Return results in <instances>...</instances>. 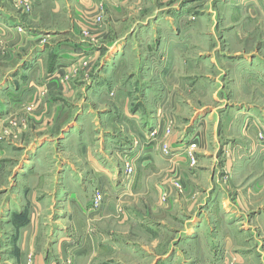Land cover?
<instances>
[{"label":"crops","instance_id":"crops-1","mask_svg":"<svg viewBox=\"0 0 264 264\" xmlns=\"http://www.w3.org/2000/svg\"><path fill=\"white\" fill-rule=\"evenodd\" d=\"M98 1L36 0L31 21L0 0V131L8 120L28 117V106L36 124L22 138L26 145L0 143V264H57L69 254L74 264H127L110 257L115 251L139 264L264 260V200L249 208L242 196L249 191L264 195V141L257 142L253 130L257 121L264 122V52L253 48L246 52L239 45L230 53L222 50L220 62L216 60V24L198 27L204 21L209 26L215 10L205 13L195 0L167 5L157 0H113V7L107 8V32L95 30V35L85 37L78 20L96 14L90 7ZM221 1L225 8L220 19L232 25L226 32L238 41L242 42V21L264 18V0ZM87 60L95 65L90 73L76 72ZM130 64H136L135 69L129 71ZM188 89L196 96L212 95L218 103L204 104L185 125L180 118L191 99L182 97ZM116 90L118 96L111 97ZM161 104L176 120L170 144L196 137L199 148L208 152L217 148L221 155L234 149L233 157L222 155L219 160L214 155L204 189L183 173L188 158L182 155L173 166L188 180L187 188L179 194L167 182L171 175L162 171L169 163L150 142L155 138L148 136L158 127ZM115 116L129 123L136 135L118 131ZM8 128L14 136L22 130ZM118 149L135 158L141 155L134 195L128 188L121 195L111 189L110 175L122 174L113 154L120 153ZM223 161L232 170L229 182L235 189L227 188L229 183L218 177L223 173L213 169ZM247 171L251 184L239 190L237 179L246 177ZM96 181H107L105 188L113 194L103 219L115 214L119 201L129 202L138 192L160 196L165 187L171 191L169 210L187 216L185 228L170 224L168 215L155 214V205H149L147 212L128 209L123 214L124 221L129 220V211L135 214L138 241L113 238L114 231L98 223L102 219H85L82 210L90 206ZM202 191L205 197L196 209L195 197ZM35 205L39 219L31 213ZM74 209L81 212L74 214ZM42 214L47 219L40 220ZM90 225L93 231L88 230ZM170 235L174 237L169 241Z\"/></svg>","mask_w":264,"mask_h":264},{"label":"rangeland","instance_id":"rangeland-1","mask_svg":"<svg viewBox=\"0 0 264 264\" xmlns=\"http://www.w3.org/2000/svg\"><path fill=\"white\" fill-rule=\"evenodd\" d=\"M101 1V2H100ZM159 3L161 4H170L172 3L173 0H157ZM3 2V1H2ZM7 4L12 8V10L19 15H23V16H27L29 18V20L33 21L31 18V16L34 13V7H35V3L36 0H30V2L27 3H21L19 0H6ZM195 3L199 4L200 10L201 11H206L205 13H210L209 11H214L216 15H214L213 19L209 22V26H207V21H204L200 26L201 28H210L211 25L213 26L214 24H216L215 29H216V35L214 36V41L212 39V41L214 42V44L219 45V49L215 52V58L216 60H219L220 62V55H221V51L225 49L226 52L230 53L233 52L234 49L236 47H239V45H243L246 52H248L247 50L252 49L255 52H264V48L262 45H264V18L263 20L258 18V19H254L253 21H248V20H244L242 21V25L244 24V28L241 29V34H242V42L233 35V33L231 35H229V32H226L227 30H231L232 25L227 24L226 21L220 19L219 16V12H221L224 8L225 5L223 4V1L221 0H195ZM114 1L113 0H99L97 5H94L92 7H90L94 10H96V14L94 13L93 15H84L82 17V20H78L79 23H81L82 25V33L85 37H89L95 34H92L95 30H97L98 32L105 34L107 32L108 29V6L113 7ZM198 6V5H197ZM86 11H90L88 9H85ZM208 11V12H207ZM208 15V14H207ZM26 17V18H27ZM195 17V16H193ZM210 18V16H208ZM33 23H36V25H41L42 23L40 21L35 20ZM32 24V23H31ZM235 24V23H233ZM234 26V25H233ZM17 30L20 32H24V28L22 26H16ZM22 29V30H21ZM229 30V31H230ZM124 33V32H121ZM228 34V36H227ZM101 36V35H100ZM226 37H228L227 39H225ZM94 40V39H92ZM211 41V42H212ZM213 44V45H214ZM256 46V47H255ZM93 62V61H92ZM91 61H83V63L78 66L75 71L78 72L79 70H82L84 73L88 72L87 74L90 73L91 69L95 67L94 62L92 64ZM136 64H130L128 65L127 69L129 71L132 70V67L135 69ZM133 69V70H134ZM206 71H209V69H206ZM213 73L215 75V72L213 70ZM217 74L219 73V71L216 72ZM225 78L226 75L224 74ZM133 89V88H132ZM120 91H112L110 93L111 97H117V93ZM134 93H138V91H134ZM181 93V92H180ZM186 95H182V97L184 99L188 100V97H190L191 99L189 100V104L186 107V115L184 113H181V115L183 114V117L180 118L181 121L185 122L187 125V123H189L190 121H194V119L197 116V110L199 109H203L205 106L204 104H217L218 101L216 99H214V97L212 95H208L207 97H205V95H200V96H196L194 95L193 92H190L189 89L186 90ZM217 93H219V90L217 91ZM217 98H219V94L217 95ZM98 102V101H97ZM182 102V101H181ZM186 102V101H185ZM135 101L132 100V106H134ZM190 106V107H189ZM29 107V106H28ZM27 107V114L29 115L28 117H20L18 120H8L7 124L5 125L6 127L3 129V131H0V143L4 142L6 143H12V145H26V142H23V139L25 137V134H27L30 130L31 127L33 126V121L31 119L30 113H31V109ZM203 107V108H202ZM25 108V107H24ZM165 108V109H164ZM161 112L159 115V122L157 124V126L155 129L157 130V133H154L155 136L152 137V134L154 131H152L150 134H148L149 138H155V139H151L150 142H154V144L156 145V148L159 150L158 152L160 154H162V156L165 158L166 161H168V168L167 169H163V173H167L170 174L171 176L167 179V182L171 185L172 189L175 190L176 192H178L179 194H182L185 189L187 188L188 185V180H183L181 175L177 172V170H175V167L173 166L174 164L176 165V160L177 156H186L188 158V164L185 168V170H182L183 173L185 174L186 177L188 178H192L191 182H201V186L200 187H207V185H203L204 184V177L207 174V170L210 169V167L212 166L211 163V159L214 158V155H217L219 160L221 159V156L224 155L225 157H233L234 156V149H225L223 154L220 155L221 150L215 148V149H211L210 152L206 151V149L203 148H199V142L197 143V138L194 137L195 141H196V146L195 148H189L190 142L193 141V139L189 140L188 142H182L181 144H170L169 143V138L174 135L175 132V121L176 120H172L171 118L168 117V115L166 114V112L169 110L164 104H161ZM218 115H214V118H212L211 121V125H210V130H212L215 120L217 119ZM118 117H114L113 122H114V127L120 131V132H124V134L130 135V136H134L136 135L134 131H132V129L130 128L129 123L125 122V121H119L117 120ZM124 119V118H123ZM57 120L59 121V118H57ZM52 121H56L55 119H52ZM33 123V124H32ZM54 123V122H52ZM61 123V121H59V124ZM261 121H257L254 126H253V130H254V135H255V140L258 141H264V126L262 125ZM203 124H206V120H204ZM36 125V124H34ZM8 126H13L16 130L18 129H22L20 134L17 136H14L13 133L8 132V130H6V128H8ZM222 126V125H221ZM9 129V128H8ZM221 129L220 124H218V132ZM162 130V132H160ZM132 131V132H131ZM162 134V135H161ZM177 134V133H175ZM128 137V136H127ZM138 137V136H137ZM25 139V138H24ZM175 139V137H174ZM138 145V144H137ZM169 146V147H166ZM121 152L120 153H113L115 159L117 160V162L119 163V166L117 164L118 167H120L121 169V163L123 165L126 164L127 162H131L134 166V173L133 175H131L130 178L123 180V178L120 176V174L118 175L117 172L115 174H111L109 179L110 182L112 183L111 189L115 194L120 193L124 194V190H126L128 188L129 191L132 192L133 194V188L135 186V182L137 181V168L139 169V162H140V157L135 158L132 154H130L131 158H125V149H118ZM181 152H185L183 155L181 154ZM189 153L190 156L187 154ZM210 153L211 155H207L210 156V158H206V154ZM136 155V154H135ZM205 155V156H204ZM184 157V158H186ZM205 157V158H204ZM224 168V169H222ZM233 168V167H232ZM120 169L119 172H120ZM213 169H219V174L223 173L222 175H218V177L222 180L223 183L228 184L229 183V187L226 186L229 189H235L233 186H231L232 184L229 182L230 180V171H232L231 169H228L227 166H225L224 161L220 162L217 164V166H215V168L213 167ZM223 170V172H222ZM145 173H147V171L145 170ZM198 173H200L201 175L197 176ZM246 177H239L237 179V183L239 184L238 189L240 190V188H245V186H250L251 184V172L247 171L246 172ZM102 175V174H101ZM154 175V174H153ZM166 175V174H164ZM194 177H196V179H194ZM185 179V178H184ZM264 181V175L261 176V181ZM98 181V180H97ZM96 181V182H97ZM105 183L99 184L97 182L98 185L95 186V188H93L94 191H92V194L90 196V206L85 209L82 208V210L84 212H86L85 219L91 220L92 222H96L97 220H101L100 222H98L100 225H102L103 227L112 229L114 231V234L112 233L111 236H113V238L115 236L121 237V238H126L129 240H137V238L141 237V234L139 232V228L136 224V221L134 220V213L129 211L130 213V217L129 220L124 221L122 220L123 218V214L125 213V210L128 209H133L134 211H139V210H148V206L149 205H155V207L153 208V212L155 214H162L161 217H163V215H168L170 218L166 219L168 221H170V224L177 226L180 229L185 228L184 226V220L187 218V216L180 214L178 211L176 213H174L175 211H171V209L169 210V204L168 201L169 200V192L171 191H167V189L164 187H162L164 190L162 193H160V196H156V195H152V196H145L143 193L138 192L137 194L135 193V197H133L129 202H124V201H119L116 205H115V214L114 215H110L107 214L109 217H105V219H103L105 214V204L108 202V199L110 198V196L113 194L112 193H108L109 191H107V189L105 188L106 186V182ZM186 183V184H185ZM236 183V185H237ZM204 189V188H203ZM198 191V189L196 190ZM127 192V191H126ZM245 192V191H244ZM264 192V190L262 191ZM234 193V192H233ZM264 194V193H263ZM242 196H245L244 200H246V202L248 203L249 208H252L255 205H258L261 201L264 200V195H260L259 197L255 194H252L250 191L249 193L245 192L242 194ZM204 194L203 191L200 193H197L195 199V208L197 209V206L199 204H202L203 200H204ZM234 204H236V202H233ZM38 205L33 206V208L31 209V213L35 214L36 217L40 216L39 213V208L37 207ZM200 206V205H199ZM167 209L164 211V209ZM161 209H163V211H161ZM41 212V211H40ZM76 212H81L80 209L75 210L74 209V214H76ZM147 212V211H146ZM163 212V213H161ZM73 214V215H74ZM43 215V214H42ZM194 215V214H193ZM197 215V213H196ZM47 215H43L41 216L40 220H45L47 219ZM175 217V218H174ZM54 219H55V215H54ZM75 218L70 219V221L74 220ZM94 227L92 225H90L88 227L89 231H93ZM54 230V229H53ZM262 230V229H261ZM260 230V231H261ZM259 231V233H261ZM264 231V228H263ZM174 235V234H173ZM173 235H170L171 237L168 239L169 241L172 240V238L174 237ZM249 236H251V231H248ZM173 236V237H172ZM138 241V240H137ZM166 246H164L165 248ZM250 247V246H248ZM72 252V251H70ZM71 254L68 255V257L64 258L60 263L58 262L57 264H74L73 259L70 257ZM115 259H123L124 261L127 262V264H139L135 261H133L130 256H124L123 254H118L116 251L111 253V256ZM92 263V262H91ZM226 263L228 264H264V260H257V262H252L249 260H245L244 262H237L235 259L233 260H226Z\"/></svg>","mask_w":264,"mask_h":264},{"label":"built area","instance_id":"built-area-1","mask_svg":"<svg viewBox=\"0 0 264 264\" xmlns=\"http://www.w3.org/2000/svg\"><path fill=\"white\" fill-rule=\"evenodd\" d=\"M21 3H29L30 2V0H19ZM22 30V29H21ZM159 127V126H158ZM154 133H157V130L155 129L154 130V132H153V134ZM196 141H191L190 142V145H189V148H195V147H197L196 146ZM166 147H169V146H166ZM130 154H133V153H125V158H131L130 156ZM189 156H190V154L189 153H187ZM121 166H122V174H121V177L123 178V180H126V179H128V178H130L131 177V175H133V173H134V166H133V164L131 163V162H127L126 161V164L125 165H123L122 163H121Z\"/></svg>","mask_w":264,"mask_h":264}]
</instances>
